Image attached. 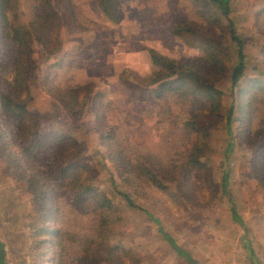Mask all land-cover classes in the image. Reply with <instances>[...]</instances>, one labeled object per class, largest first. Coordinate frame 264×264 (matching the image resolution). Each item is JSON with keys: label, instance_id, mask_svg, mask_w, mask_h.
<instances>
[{"label": "rangeland", "instance_id": "rangeland-1", "mask_svg": "<svg viewBox=\"0 0 264 264\" xmlns=\"http://www.w3.org/2000/svg\"><path fill=\"white\" fill-rule=\"evenodd\" d=\"M113 3L114 15L102 12L96 0H12L1 14L3 34L19 26L31 44L32 67L20 100L34 116L18 130L4 107L14 52L6 39L0 54V128L6 135V159L11 156L18 166L4 175L0 159L3 264H264V171L253 170L248 145L251 135L264 127V0H230L228 18L237 40L212 5L201 7L192 0ZM51 12L59 23L42 40L29 24ZM203 37L221 46L240 41L245 76L233 91L230 78L219 85L224 93L220 113L234 95L238 119L228 130L223 122L210 125L203 165L191 169L181 191L145 187L144 197H133L134 205L129 206L112 187L109 143L117 141L131 164L167 173L194 139L188 101L166 89L157 94L141 81L157 70L148 51L178 63L199 64ZM236 63L231 49L225 65L233 68ZM196 110L204 112L200 104ZM39 130L77 139L79 157L91 168L93 184L109 191L119 208L110 240L100 242L96 235L97 210L88 203L80 209L72 206L78 187L57 181L51 172L47 192L58 203L59 216L50 228L60 229V238L31 230L33 207L20 188L27 168L22 149ZM113 177L115 185L122 186L116 174ZM44 238L49 242L38 244ZM116 244L120 247H112ZM108 249L114 251L106 253ZM97 252L105 253L104 260L98 261Z\"/></svg>", "mask_w": 264, "mask_h": 264}, {"label": "trees", "instance_id": "trees-1", "mask_svg": "<svg viewBox=\"0 0 264 264\" xmlns=\"http://www.w3.org/2000/svg\"><path fill=\"white\" fill-rule=\"evenodd\" d=\"M11 2L12 0H0V18L2 12L11 6ZM96 2L102 12L109 14L112 11L114 15L115 5L113 0H96ZM192 2L201 5V7L212 5L219 12L220 17L225 18L229 22L231 37L233 40H237L234 36L232 22L228 18L230 0H192ZM58 23V16L55 12H51L41 19L30 22L29 30L32 33L39 34L41 39L44 40L51 27L57 26ZM6 39L12 45L14 52L11 62L10 83L6 85L8 90L3 97L5 100L4 107L16 120V128L19 130V126H22L24 122H32L34 118L21 104L22 101L20 100V95L26 92L25 81L32 67V59L30 57L31 44L19 26L11 28L9 34L5 36L0 19V54ZM201 40L202 55L200 56L199 64L178 63L153 50L148 51L149 59L157 70L141 81H146L148 88L153 86V91L157 94H162V91L166 89L172 91L179 100L188 101L190 104L189 129L194 139L186 153L173 162L172 171L167 173L162 172L159 168L152 170L145 165L135 166L131 164L125 154H123V150L117 141L109 143L106 159L112 169L110 175L112 187L116 194L122 197L129 206L134 205L133 199L135 197L140 195L144 197L145 187L156 188L165 193H170L169 187L181 191V187L188 179L191 169L195 166L203 165L201 159L209 147L210 125L223 122L228 130L232 122L238 119L234 117V95L230 96L231 102L225 113H220L221 99L224 93L219 89V85L222 84L225 78H230V90L233 91L245 76L246 62L240 41H235L233 45L226 44L221 46L213 38L203 37ZM217 44L221 46V49L217 47ZM231 49H235L237 63L233 68H227L225 61L230 56ZM1 80L2 78L0 77ZM254 83H258V81H254ZM1 85L2 83L0 82V88ZM198 104H200V108H204V112L196 110ZM4 107H1V110ZM251 136L250 144H248L249 148L252 149L250 163L255 173H258V171H264V127L256 130ZM0 141V159L2 160L3 174L5 175L10 169L17 167L18 164L11 160V156L8 160L6 159L9 154H4V148L7 149V145L6 135L2 128H0ZM231 145L229 143L228 147H231ZM22 154L27 163V168L24 169V175L20 178V188L30 197L34 214L33 222L30 226L35 235L48 236L54 233L60 238V229L51 230L50 228V222L59 216L58 203L53 198V195H49L47 192V180L51 179L49 175V172H51L56 175L57 181H68L78 187L79 191L75 194L72 206L74 209H80L88 203L93 210H97L99 223L96 235L100 242L110 240L113 236V227L118 220L119 208L114 206L109 191L102 190L93 184V173L89 165L79 157L78 141L74 136L39 130L35 133L30 143L22 149ZM115 174L121 180L122 186L120 187L115 185L113 177ZM221 186L226 195V173H223ZM228 199L233 211V199L230 196H228ZM232 216L235 217L234 213ZM156 222L158 221L156 220ZM158 231L173 245L167 233H164L161 229ZM48 242L49 240L44 238L38 244ZM245 246L249 247L248 245ZM112 247L118 248L120 244ZM113 251V249H108L106 253ZM178 251L190 263H193L186 253ZM102 254L105 253L97 252L94 256L98 258V261H102L104 260L101 256ZM249 254H251V250H249ZM3 261L4 250L2 244H0V264H3Z\"/></svg>", "mask_w": 264, "mask_h": 264}, {"label": "built area", "instance_id": "built-area-1", "mask_svg": "<svg viewBox=\"0 0 264 264\" xmlns=\"http://www.w3.org/2000/svg\"><path fill=\"white\" fill-rule=\"evenodd\" d=\"M228 264H240V263L237 261H232V262H229Z\"/></svg>", "mask_w": 264, "mask_h": 264}]
</instances>
